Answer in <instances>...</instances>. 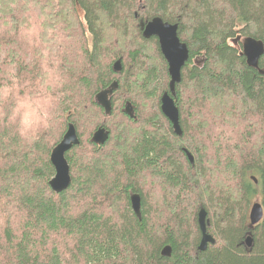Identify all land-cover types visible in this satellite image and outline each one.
Segmentation results:
<instances>
[{
    "label": "trees",
    "instance_id": "1",
    "mask_svg": "<svg viewBox=\"0 0 264 264\" xmlns=\"http://www.w3.org/2000/svg\"><path fill=\"white\" fill-rule=\"evenodd\" d=\"M154 17L189 47L174 95L140 25ZM246 37L264 42V0H0V264H264V218L250 226L253 203L264 207V76ZM115 80L107 115L95 97ZM167 91L181 135L161 110ZM70 123L80 144L57 193L51 153ZM159 180L166 216L146 195ZM202 209L216 240L203 251Z\"/></svg>",
    "mask_w": 264,
    "mask_h": 264
},
{
    "label": "water",
    "instance_id": "2",
    "mask_svg": "<svg viewBox=\"0 0 264 264\" xmlns=\"http://www.w3.org/2000/svg\"><path fill=\"white\" fill-rule=\"evenodd\" d=\"M143 28V35L145 38L156 37L159 41L161 51L168 62V71L171 76L169 83V91L172 95L175 94L176 86L181 82L182 69L189 60V47L187 43L183 42L179 37L178 24H171L164 21L161 17H154L148 23H141ZM242 54L245 56L247 64L259 70V73L264 76V69L260 68V59L264 54V42L254 37H246L243 40ZM118 61V60H117ZM116 61V62H117ZM114 64V70L119 71L118 61ZM119 83L114 81L109 87L102 89L96 94L97 103L103 107L105 113L110 115L112 112V97L115 90L118 88ZM169 91L165 92L161 99V110L166 117L173 124L174 131L178 134H182V128L180 124V111L177 107L175 100L170 96ZM125 112L135 117L134 109L131 103L125 107ZM109 139V131L105 127H100L93 134L92 141L99 145H103ZM80 144L77 129L74 124L70 123L67 132L63 139L53 148L51 153V161L55 166L56 174L51 179L50 185L52 189L59 193L69 188L72 182L70 164L66 158V152L70 150L74 145ZM189 160L194 163L193 155L185 150ZM132 208L138 214L140 219L142 218L141 212V195L134 193L131 195ZM264 218V207L261 202L256 201L253 203L250 210V226L254 227L259 224ZM198 223L203 232V239L199 244V250H206L210 243H215L216 240L207 233V212L202 209L198 215ZM246 244L249 247L253 245V237L249 235L246 239ZM162 254L165 256L172 255V247L166 245Z\"/></svg>",
    "mask_w": 264,
    "mask_h": 264
},
{
    "label": "rangeland",
    "instance_id": "3",
    "mask_svg": "<svg viewBox=\"0 0 264 264\" xmlns=\"http://www.w3.org/2000/svg\"><path fill=\"white\" fill-rule=\"evenodd\" d=\"M31 34H36V30L33 29V31H32ZM72 45H75V46L80 47L79 46V42H78V40H77L76 37H72V39H70L66 43V46L67 47L72 46ZM164 187H166V184L163 181L161 182V180H159L158 183H157V185H156V187H153L155 192L154 193H151L152 190H149L150 192L147 191L146 192V195L148 194V197H149V201L150 202H152V201L155 202V199H156V203H155V206H154L153 210L157 214H161V215H165L166 216L165 212L160 207V200H163V199H160V198H163L164 197V194L163 193H165L164 192ZM153 188H151V189H153ZM144 189H147L148 190L149 188H147V187L144 186ZM157 202H159L158 205H157Z\"/></svg>",
    "mask_w": 264,
    "mask_h": 264
},
{
    "label": "bare ground",
    "instance_id": "4",
    "mask_svg": "<svg viewBox=\"0 0 264 264\" xmlns=\"http://www.w3.org/2000/svg\"><path fill=\"white\" fill-rule=\"evenodd\" d=\"M189 53H190V51H189ZM162 54H163V53H162ZM163 56H164V55H163ZM189 57H190V55H189ZM119 61H121V60H119ZM166 61H167V60H166ZM117 62H118V61H117ZM117 62H116V63H117ZM167 63H168V62H167ZM168 68H169V65H168ZM121 70H122V64H121V62H120V64H119V71H121ZM169 74H170V73H169ZM170 77H171V76H170ZM115 81H116V80H115ZM113 82H114V81H113ZM116 82H118V81H116ZM118 88H119V86H118ZM118 88H117V89H118ZM117 89H116V90H117ZM170 96H171V95H170ZM172 97H173V96H172ZM174 100H175V99H174ZM161 104H162V102H161ZM167 118H168V117H167ZM168 119H169V118H168ZM171 123H172V122H171ZM68 151H69V150H68ZM68 151H67V152H68ZM67 152H66V153H67ZM54 167H55V166H54ZM55 174H56V170H55ZM54 176H55V175H54ZM134 211H135V210H134ZM200 229H201V228H200ZM201 231H202V230H201ZM202 235H203V232H202ZM202 239H203V237H202Z\"/></svg>",
    "mask_w": 264,
    "mask_h": 264
},
{
    "label": "flooded vegetation",
    "instance_id": "5",
    "mask_svg": "<svg viewBox=\"0 0 264 264\" xmlns=\"http://www.w3.org/2000/svg\"><path fill=\"white\" fill-rule=\"evenodd\" d=\"M152 19H141V21H140V25H141V23L143 22V23H148V22H150ZM141 28H142V26H141ZM142 30H143V28H142ZM190 58V57H189ZM196 60V59H195ZM189 61V60H188ZM187 61V62H188ZM164 114V113H163ZM173 125V124H172ZM174 129V128H173ZM134 194V193H133ZM131 205H132V202H131Z\"/></svg>",
    "mask_w": 264,
    "mask_h": 264
}]
</instances>
